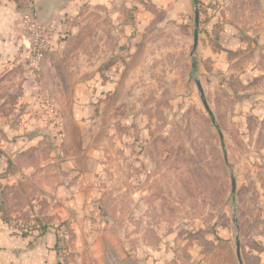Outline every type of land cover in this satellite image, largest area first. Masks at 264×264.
<instances>
[{
	"label": "rangeland",
	"instance_id": "374dc122",
	"mask_svg": "<svg viewBox=\"0 0 264 264\" xmlns=\"http://www.w3.org/2000/svg\"><path fill=\"white\" fill-rule=\"evenodd\" d=\"M9 2L3 172L19 151L7 153L10 142L43 144L28 157L60 169L65 195L81 177L82 195H96L94 223L104 225L82 252L60 235L58 264H256L264 0ZM18 217L13 231L23 236L55 227L35 211Z\"/></svg>",
	"mask_w": 264,
	"mask_h": 264
},
{
	"label": "crops",
	"instance_id": "0c3cea01",
	"mask_svg": "<svg viewBox=\"0 0 264 264\" xmlns=\"http://www.w3.org/2000/svg\"><path fill=\"white\" fill-rule=\"evenodd\" d=\"M12 6L9 0H3L0 5V56L3 57L0 62H4L14 51L11 25L16 15ZM2 66L6 65H0L1 68ZM1 84H5V81ZM17 143L18 141H12L5 149L11 154L19 148V153L10 155L14 163L12 165L11 162L12 168L7 173L3 172V168L10 162L0 159V264H58L60 235L67 238V245L69 241L73 252H82L88 238L92 240L95 236V228L104 226L94 223L98 213L92 202L96 195L87 188L90 182L88 177L82 179L85 184L82 190L88 189L89 195H82L81 177L76 189L70 188L76 192L65 195L69 189L57 177L62 174L60 169L44 166L45 156L34 162L28 157V152L33 150L37 154L41 153L37 147L43 144L18 146ZM23 150L25 153L20 154ZM33 189L40 195H33ZM2 201L4 205L1 204ZM33 210L55 227H49L51 230L35 238L15 233L12 217H30ZM65 220L67 224H61ZM257 259L256 264H264V253L259 254Z\"/></svg>",
	"mask_w": 264,
	"mask_h": 264
},
{
	"label": "water",
	"instance_id": "95a60500",
	"mask_svg": "<svg viewBox=\"0 0 264 264\" xmlns=\"http://www.w3.org/2000/svg\"><path fill=\"white\" fill-rule=\"evenodd\" d=\"M197 44H198V33L196 32V33H195L194 47H196ZM232 184H233V189H234V188H235V185H236V182H235L234 177H233V179H232Z\"/></svg>",
	"mask_w": 264,
	"mask_h": 264
},
{
	"label": "trees",
	"instance_id": "16d2710c",
	"mask_svg": "<svg viewBox=\"0 0 264 264\" xmlns=\"http://www.w3.org/2000/svg\"><path fill=\"white\" fill-rule=\"evenodd\" d=\"M197 1V0H196Z\"/></svg>",
	"mask_w": 264,
	"mask_h": 264
}]
</instances>
